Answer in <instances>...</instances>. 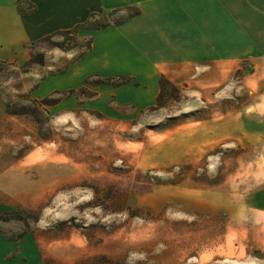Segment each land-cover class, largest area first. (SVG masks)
Instances as JSON below:
<instances>
[{
  "label": "rangeland",
  "instance_id": "1",
  "mask_svg": "<svg viewBox=\"0 0 264 264\" xmlns=\"http://www.w3.org/2000/svg\"><path fill=\"white\" fill-rule=\"evenodd\" d=\"M0 60V221L46 264H264V79L146 86L88 43L112 17ZM63 42L64 47L56 45Z\"/></svg>",
  "mask_w": 264,
  "mask_h": 264
},
{
  "label": "crops",
  "instance_id": "2",
  "mask_svg": "<svg viewBox=\"0 0 264 264\" xmlns=\"http://www.w3.org/2000/svg\"><path fill=\"white\" fill-rule=\"evenodd\" d=\"M96 15L114 18L89 55L146 86L151 102L162 78L264 79V0H0V60L32 56L33 42ZM255 108L264 110V90ZM40 237L0 229V264H46L57 251Z\"/></svg>",
  "mask_w": 264,
  "mask_h": 264
},
{
  "label": "trees",
  "instance_id": "3",
  "mask_svg": "<svg viewBox=\"0 0 264 264\" xmlns=\"http://www.w3.org/2000/svg\"><path fill=\"white\" fill-rule=\"evenodd\" d=\"M129 8L131 9V15H134V14L139 13V9H138V8H136V7H129ZM117 11H118V10H113V11H111L109 14H110V15H113V14H115ZM116 23L119 24L120 22L118 21V22H116ZM107 25H108V22H105V24L102 25L101 27H105V26H107ZM82 26H83L82 24H81V25L79 24V25H77L76 27H74V28H72V29L56 31V32H54V33H52V34H50V35H48V36L43 37V38L40 39V40H41V41H43V40H48V39L53 38V37L56 36V35L63 34V33H73V32H74V33H77V32H79V30L81 29ZM101 27H96V28H101ZM36 44H37V42H33V43H32V48H33V49H34V47L36 46ZM56 45L59 46V47H62V48L64 47V46H63L64 43L61 42V41L57 42ZM87 47H88V50H89V49H92V41H90V42L88 43ZM35 63H40V61L37 60L36 57H35V55H34V53H32V56H31V58L29 59V61L26 63V65H27V66H32V65L35 64ZM168 83H169V82H168L167 80H165V79L161 80V93H160V95H159V98H160V96L162 95V93L164 92V90H165V88H166V85H167ZM159 98H158V99H159ZM14 219H16V220H22V221H24L25 223H28V217H27V216H24L23 213H20V212H17V211H0V220H1V221H10V220H14Z\"/></svg>",
  "mask_w": 264,
  "mask_h": 264
}]
</instances>
